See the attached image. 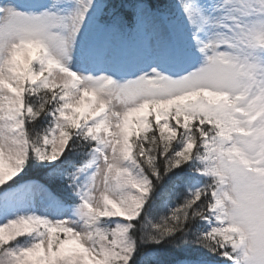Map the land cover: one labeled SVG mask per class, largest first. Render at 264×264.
Masks as SVG:
<instances>
[{
  "label": "snow or ice",
  "instance_id": "snow-or-ice-1",
  "mask_svg": "<svg viewBox=\"0 0 264 264\" xmlns=\"http://www.w3.org/2000/svg\"><path fill=\"white\" fill-rule=\"evenodd\" d=\"M0 221V264H264V0H0Z\"/></svg>",
  "mask_w": 264,
  "mask_h": 264
},
{
  "label": "trees",
  "instance_id": "trees-1",
  "mask_svg": "<svg viewBox=\"0 0 264 264\" xmlns=\"http://www.w3.org/2000/svg\"><path fill=\"white\" fill-rule=\"evenodd\" d=\"M32 174H33V175H36V174H40V175H42V174H43V170H42V169H33V170H32ZM172 206H175V205L173 204ZM164 253H165V255H166L167 257H169V258H171V257L174 255V253L168 251L167 249L164 250Z\"/></svg>",
  "mask_w": 264,
  "mask_h": 264
},
{
  "label": "rangeland",
  "instance_id": "rangeland-1",
  "mask_svg": "<svg viewBox=\"0 0 264 264\" xmlns=\"http://www.w3.org/2000/svg\"><path fill=\"white\" fill-rule=\"evenodd\" d=\"M41 212H43V211H42V208H41ZM0 222H2V221H0Z\"/></svg>",
  "mask_w": 264,
  "mask_h": 264
},
{
  "label": "bare ground",
  "instance_id": "bare-ground-1",
  "mask_svg": "<svg viewBox=\"0 0 264 264\" xmlns=\"http://www.w3.org/2000/svg\"><path fill=\"white\" fill-rule=\"evenodd\" d=\"M42 211H43V209H42Z\"/></svg>",
  "mask_w": 264,
  "mask_h": 264
}]
</instances>
